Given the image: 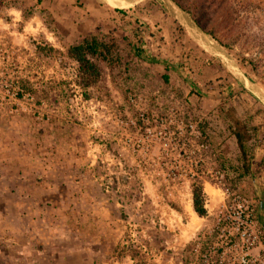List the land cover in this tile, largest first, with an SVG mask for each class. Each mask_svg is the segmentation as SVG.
<instances>
[{"label": "rangeland", "instance_id": "obj_1", "mask_svg": "<svg viewBox=\"0 0 264 264\" xmlns=\"http://www.w3.org/2000/svg\"><path fill=\"white\" fill-rule=\"evenodd\" d=\"M173 1L193 32L164 0H137L122 12L102 0H0V73L13 64L33 96L13 102L16 86H0V132L17 129L23 138L32 128L47 132L39 142L72 145L62 158L61 171L74 176L65 186L97 190L117 205L112 219L100 218L113 240L99 264H243L248 255L264 264V104L250 90L264 97V0ZM200 31L250 89L201 46ZM85 36L114 42L119 57L113 67L98 62L100 78L88 89L65 55ZM78 93L82 101L71 102ZM236 127L246 132L251 164L232 184L226 174L241 167ZM4 173L0 189L8 185ZM194 183L202 185L206 218L192 208ZM238 198L252 209L260 245L214 237ZM13 216L0 212V264H17Z\"/></svg>", "mask_w": 264, "mask_h": 264}, {"label": "crops", "instance_id": "obj_2", "mask_svg": "<svg viewBox=\"0 0 264 264\" xmlns=\"http://www.w3.org/2000/svg\"><path fill=\"white\" fill-rule=\"evenodd\" d=\"M43 133L38 136L31 128L22 138L17 129L0 132V172H8L3 176L8 185L0 189L7 201L0 204V212L11 219L15 215L9 228L18 254L12 261L99 264L113 240L109 223L100 218L112 219L117 205L97 190L65 186L74 176L61 171L62 158L72 145L39 142ZM26 135L39 140L32 142Z\"/></svg>", "mask_w": 264, "mask_h": 264}, {"label": "trees", "instance_id": "obj_3", "mask_svg": "<svg viewBox=\"0 0 264 264\" xmlns=\"http://www.w3.org/2000/svg\"><path fill=\"white\" fill-rule=\"evenodd\" d=\"M115 10L122 12V10L119 9ZM186 12L192 14L190 8H186ZM195 22L205 30L202 23L196 18ZM38 50L40 52L45 51L47 54L53 51L50 47L42 46H38ZM115 50L116 45L114 42H105L99 40L95 36H85L78 42L69 45L66 48L65 55L76 63L79 81L84 89H88L94 86L100 78L101 69L98 62L107 63L111 67L118 65L119 57ZM233 134L236 137L237 146L241 154V167L235 173V177L228 178L230 176L226 174V178L230 180L232 184H235L236 181L241 180L244 175L249 172L251 159L247 155L246 132L242 130L241 127H236L233 130ZM192 206L198 216H204L206 214V209L204 207V192L200 183H194L192 186Z\"/></svg>", "mask_w": 264, "mask_h": 264}, {"label": "built area", "instance_id": "obj_4", "mask_svg": "<svg viewBox=\"0 0 264 264\" xmlns=\"http://www.w3.org/2000/svg\"><path fill=\"white\" fill-rule=\"evenodd\" d=\"M6 62H7V60H6ZM1 63H2V61L0 62V64ZM73 63L77 67V65L74 61H73ZM8 65H9V68L11 69V71H7ZM13 66H14L13 64H9L7 62L4 66L1 67V68H4V67H7V68L2 70V72L0 73V86H4V87L16 86L14 88V89H16V91H14L12 89L13 91H12L11 96H10L13 102H15V101H32L33 96L31 95V93L24 92V90L20 87L21 86V80L19 81L18 77L13 76L14 75V69H15V67H13ZM75 76H77V75L75 74ZM81 99H82V93L79 95L74 94L73 97L70 99V101L76 103L78 101H82ZM34 112L38 115L36 117L37 119L43 117V115H41V113L39 111H34ZM225 192L228 193L229 192L228 189H225ZM190 201H191V205H192V190H191ZM243 201H244V199L238 198V201H237L238 203L236 205L237 210L235 209V207H231L235 210H233V211L227 210L225 216L219 217V219L217 220V222L215 224V229H213L214 230V237L216 238V240L224 238V240L227 243L232 242V244H234V245H236L237 243L240 242L242 245H245L246 248H248L249 246L261 244V240L259 239L258 235L253 233L251 230V227H250V223L253 222L252 209L247 211L246 207H244V205L242 203ZM204 207H205V197H204ZM242 207H243V209H241ZM192 208H193V206H192ZM250 216H251V218H249ZM199 217L206 218L207 217V210H206V214L204 216H199ZM230 228H234L235 231L232 232L230 230ZM239 229H241L245 232H248L249 234L247 236H245L246 233L245 232H239ZM249 256L250 255H248L247 259H242L243 264H258L257 263L258 259L253 257V259L250 260Z\"/></svg>", "mask_w": 264, "mask_h": 264}, {"label": "water", "instance_id": "obj_5", "mask_svg": "<svg viewBox=\"0 0 264 264\" xmlns=\"http://www.w3.org/2000/svg\"><path fill=\"white\" fill-rule=\"evenodd\" d=\"M104 3L117 8V9H123L127 7H131L137 0H124L121 2H116V0H102ZM165 4L167 5L169 11L173 13V15L184 25L186 26L190 31H192V28L189 27L188 22H193L190 18L186 17L183 10L180 9V7L173 1V0H164ZM196 27V26H195ZM193 32V31H192ZM199 41L201 46L209 51L211 54L219 57L221 60H223L225 63L229 65V67L239 76V79L244 83V86L248 89L251 88V84L249 79L245 77L244 74L241 73L239 68L236 64L229 61L225 55L219 51L217 48L213 47L204 37L202 32H199ZM251 92L264 104V97L260 94H258L256 91H254L252 88L250 89Z\"/></svg>", "mask_w": 264, "mask_h": 264}, {"label": "bare ground", "instance_id": "obj_6", "mask_svg": "<svg viewBox=\"0 0 264 264\" xmlns=\"http://www.w3.org/2000/svg\"><path fill=\"white\" fill-rule=\"evenodd\" d=\"M201 32V31H200ZM204 35V34H203Z\"/></svg>", "mask_w": 264, "mask_h": 264}]
</instances>
